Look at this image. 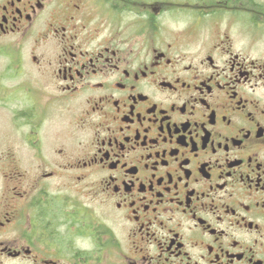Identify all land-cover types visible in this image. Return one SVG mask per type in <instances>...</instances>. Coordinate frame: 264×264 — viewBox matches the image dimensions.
Listing matches in <instances>:
<instances>
[{
    "label": "flooded vegetation",
    "instance_id": "1",
    "mask_svg": "<svg viewBox=\"0 0 264 264\" xmlns=\"http://www.w3.org/2000/svg\"><path fill=\"white\" fill-rule=\"evenodd\" d=\"M0 264H264V0H0Z\"/></svg>",
    "mask_w": 264,
    "mask_h": 264
}]
</instances>
